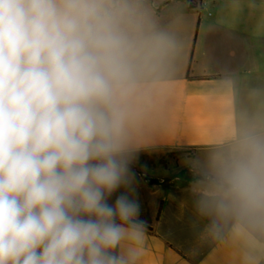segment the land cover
Masks as SVG:
<instances>
[{"label":"clouds","instance_id":"1","mask_svg":"<svg viewBox=\"0 0 264 264\" xmlns=\"http://www.w3.org/2000/svg\"><path fill=\"white\" fill-rule=\"evenodd\" d=\"M179 7L162 22L152 0H0V264H145L133 168L190 64ZM252 71L208 69L227 131L205 210L264 235Z\"/></svg>","mask_w":264,"mask_h":264},{"label":"crops","instance_id":"2","mask_svg":"<svg viewBox=\"0 0 264 264\" xmlns=\"http://www.w3.org/2000/svg\"><path fill=\"white\" fill-rule=\"evenodd\" d=\"M162 22L179 5L190 64L160 102L153 135L133 170L142 217L149 222L145 264H264V235L205 210L214 173L206 168L226 134L210 100L208 69L247 65L264 82V0H152ZM186 71V76L183 73Z\"/></svg>","mask_w":264,"mask_h":264},{"label":"rangeland","instance_id":"3","mask_svg":"<svg viewBox=\"0 0 264 264\" xmlns=\"http://www.w3.org/2000/svg\"><path fill=\"white\" fill-rule=\"evenodd\" d=\"M212 162H213V158L210 159V160H206V164H205V165H206V168H207L209 171H211V172L214 173V171H213V163H212ZM213 180H214V179H211L210 182L213 183Z\"/></svg>","mask_w":264,"mask_h":264},{"label":"trees","instance_id":"4","mask_svg":"<svg viewBox=\"0 0 264 264\" xmlns=\"http://www.w3.org/2000/svg\"><path fill=\"white\" fill-rule=\"evenodd\" d=\"M192 5H193V0H190V3H189L190 8H193Z\"/></svg>","mask_w":264,"mask_h":264}]
</instances>
